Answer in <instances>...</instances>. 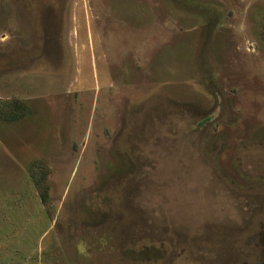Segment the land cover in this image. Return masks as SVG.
Returning <instances> with one entry per match:
<instances>
[{
  "label": "rangeland",
  "instance_id": "374dc122",
  "mask_svg": "<svg viewBox=\"0 0 264 264\" xmlns=\"http://www.w3.org/2000/svg\"><path fill=\"white\" fill-rule=\"evenodd\" d=\"M0 264H264V0H0Z\"/></svg>",
  "mask_w": 264,
  "mask_h": 264
},
{
  "label": "trees",
  "instance_id": "16d2710c",
  "mask_svg": "<svg viewBox=\"0 0 264 264\" xmlns=\"http://www.w3.org/2000/svg\"><path fill=\"white\" fill-rule=\"evenodd\" d=\"M42 197H43V200H44V199L46 198V195H45V194H43V196H42Z\"/></svg>",
  "mask_w": 264,
  "mask_h": 264
}]
</instances>
